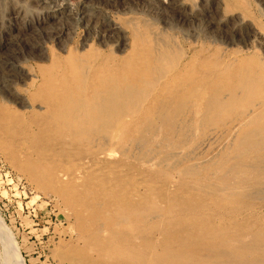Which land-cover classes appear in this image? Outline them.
<instances>
[{
    "label": "bare ground",
    "instance_id": "1",
    "mask_svg": "<svg viewBox=\"0 0 264 264\" xmlns=\"http://www.w3.org/2000/svg\"><path fill=\"white\" fill-rule=\"evenodd\" d=\"M139 1L142 4L140 7L138 4L137 5L132 4L129 5L128 7H130L131 9L140 8L139 11L141 10V13L143 12L145 15L150 16L151 19L149 18L147 19L145 15H143L145 16V19L142 17L143 19L142 20L139 19L140 21L137 20L130 21L128 19V21L130 22L125 24H127L128 28H130L129 29L130 36L128 35L130 38L128 39L125 36L127 35V33L124 35V32H122L124 35L123 40L117 41L118 49H120L121 51L124 50V52L123 54H121V56L111 57V55L109 54L104 55L103 53H101L100 51L101 47L98 46V44L97 45L94 44V45L100 47V49L90 44V41L92 40L95 41L94 40L95 38H96L95 41L96 43L98 42L99 44L102 45L105 44L107 42V39L111 38L110 37L111 35H115L114 33H117L119 29H121L123 25L122 23H124V22L121 23V20L119 19L117 14H115L116 11L113 12L111 10L109 11L105 10L106 8L104 9L103 6L101 5L102 2L99 3L100 1H97L98 2L97 3L94 2V0H0V74L3 75V77H1L3 79L2 80L0 79V91L3 94L5 93L4 90L7 91L12 90L13 92L16 91L15 93L18 95L20 93L17 89V86L23 87L21 89H23V91L26 93V96L25 94L24 95L20 94L22 96V98L21 97L19 98L20 102L16 100L13 101L18 102L22 108L24 107L30 108L29 112L27 111L26 113H24L23 111L22 113L20 111H11L12 110L11 108H10L11 110H8L5 107L0 106V135L2 136L4 134H8V132L10 133L20 132L24 135L25 138L24 141L32 140V143H34L33 146L37 147L38 153L41 156L53 157V159L61 157L60 160L63 161L64 165L70 166V163L75 164L76 168L72 172H68L61 168L60 171L56 170L57 172L55 171L56 173L53 174V176L51 175L53 181L57 183L58 189H60L61 191V195L63 194L65 196L68 194L67 200L69 204L72 205V200L75 199L78 195L83 198V199H78L79 202L74 204V207L75 208L77 207V210L74 211L77 213L78 219L82 218L83 208L86 207L92 211L94 209L96 210V208H100L102 214H106V216L103 219H100L105 222L106 227L108 226L110 227L111 225H114L119 228H124L125 227L124 224L133 223L134 221L140 224L142 223L146 224L149 217L146 216L145 213H144L145 215L140 216L139 214L137 217L135 211H138L140 209L139 205H143V203L145 202L138 203L137 201L133 200V198L130 199L132 195L136 196L135 188H139L140 187L139 184L137 186L133 184L134 187H132V185L130 186L127 183L126 186L123 185L124 187H120V188H118V185L115 186L111 185L107 190L92 189L91 186L92 184L99 186L100 180H103L104 176L102 175H104V173L102 170H106V168L107 169L109 168L107 166H104L105 161L111 158V155L113 153H116L115 150L105 149L104 146L106 142L109 140L111 144H115L119 140H121L125 135L130 134L131 132L137 134L136 132L138 131L139 127L145 125L146 123L155 127L156 130L154 129L152 131L149 140L151 142H156L159 137L161 129L179 127L178 126V124L180 123L179 120L182 122L185 116L189 114L193 115L194 113L200 112L202 108L204 109L207 107H213V105L211 106L209 102L208 96L210 95L211 98H213V100L217 99V95H220L217 94L219 87L222 88L226 86V84L228 85L229 82L227 81L228 78L219 76L220 74L214 72L212 69L211 71H209V73H205V74L202 73L203 69L209 68L208 64H211L212 61L208 58L201 57V50L197 48L198 47L197 41L200 37L211 39L212 37L211 32H213L212 31L213 27H209L208 29L204 30L201 28L203 26L200 27L199 24L193 25L194 28L192 32L187 33L188 34L187 38H190L194 42L192 43L195 44L194 49L190 52V54H186V53L180 54L178 48L175 47V45L173 44L174 42L171 40L172 37L171 32L173 34L174 30L176 28H179V21L172 20L170 15H165L163 12L161 13V11L164 10H160L161 8L163 9L167 7L176 9L178 10V12L179 11L186 12L190 10L194 15L193 18L195 19V17H199L201 15L203 16V14H205V16L208 15L209 10L203 7L204 6L203 4L205 3L206 0H201L200 2L192 1V0H139ZM207 1L210 2L211 0H207ZM137 2L135 1V3ZM216 2L219 3V6L220 5L223 6L225 10L229 8H232L231 10H233V8H238L241 6L240 5L241 0H216ZM131 3L132 2L130 1V4ZM127 5H123V6H127ZM226 12L227 15H229L228 13L232 14L233 11L232 12L225 11V13ZM128 13L129 12H127V14ZM130 14L131 12L128 15ZM119 16H123V15H119ZM136 17L138 18L139 16L137 15ZM249 17L250 16H248L247 19ZM222 18L223 17L221 16L220 19L217 21L218 24L224 20V18L223 20ZM243 18L246 17L243 16ZM253 21L254 19L251 20V22ZM158 22H161L162 25L164 24L162 29L158 28L159 24L158 26H156ZM258 24L259 23H257V25ZM78 25L86 28V31L84 32H87V36L86 37L83 36V38L85 39L81 45V49L83 51H80V48L78 50L70 46L68 47L69 42L73 41L71 40L69 31H72L73 28ZM185 28L186 27H184V29ZM260 31H254V34L258 36L260 40L264 41V34H262ZM71 34L73 33L71 32ZM22 35L29 36L32 40H34V43L32 42L33 44L32 47L36 49L37 55H33L32 53L30 54L24 53L20 46L18 48L16 46L17 49L13 48L15 44H19L21 39L24 38V37L21 38ZM49 39L57 40L58 49L62 52H65V55H61V54L47 55V53H45L46 51L45 44ZM201 39L202 38H200L199 40ZM212 40H215V38L212 37ZM114 45L112 47H114ZM5 50L10 51L12 53L11 56L8 54L10 58L7 59L3 58L4 54L2 53H6ZM1 54L3 57L1 56ZM29 59H37L39 60V62L40 61L43 62L44 60L48 62V64L38 66V69H36L37 74H34V72L31 73L29 72L30 70L27 69V65H28L27 62ZM232 60L235 62H239V64L237 65L238 67L236 68V70L232 69L233 72H231V74L233 75L232 79L233 80L235 79V82L234 85H231L230 87L231 89L229 88L230 95L235 93L238 87L243 88V91H247V97H248L247 99L251 103L250 104L251 108L249 112L258 116L257 120L251 122V125L254 127L255 135L264 134V62L261 63L258 60L254 59V57L247 55V61L243 63L244 60L240 56V54H234ZM213 68L215 69V67ZM20 73L21 75L22 73H24L23 74L24 76L22 75L23 78L20 76L21 79L18 78L17 76V74L20 75ZM210 78H214L215 80L211 82H207V80ZM218 83L220 84V86H218ZM208 102H209V106L207 104ZM205 104L207 105V107L205 106ZM207 109L209 110V108ZM242 111L244 112V110ZM243 122H238L237 124H235V127L240 126ZM183 125L186 126L187 124H183ZM185 126L184 128H186L187 131V127ZM195 136L193 137L194 139ZM141 140L142 139L136 138L134 136L132 137L131 142H135L136 144H138L141 142ZM73 150L74 153L72 154ZM75 150H80L82 152L75 153ZM108 153L110 154L109 158H107L109 155ZM169 156H171V154ZM27 157L29 156H26V158ZM223 157H225V155ZM9 158L10 157H8V159ZM215 159L217 158L215 157ZM36 161H38L37 158ZM258 163H259L258 167H260L261 161ZM31 165L35 166V164L33 163ZM123 165L124 164H122V166ZM123 169L124 168L122 167V170ZM109 171L110 170H108V172ZM30 173L32 174V170L30 171ZM126 176H125V181H126ZM38 177H40V175ZM261 177L263 176L261 175ZM65 178L66 180H64ZM121 180L124 181V178H122ZM200 180L195 181L194 185H192L189 188H187L186 185H184L183 187L180 188V190L179 188H177L178 190L174 194L172 195L166 194V196L172 197L170 198V201H175V203L170 205L171 214L174 215V217L171 219H175V221L164 222L165 224L167 222L168 223L165 225V237L167 236V240L165 241V245L163 246V248H167L168 251L167 253H169V258L172 262H178V260H182V256H193L192 258L200 259L206 253H209L208 256L210 255L211 252L215 253L216 247H214L213 244L211 245V243H209L211 242V236H212L211 228L217 225L223 226L233 220V218L229 216L228 211H226V208L228 206L225 201L226 200L225 195L223 197L222 196L219 197L218 195H216L217 194L216 192H213V188L209 189L208 192L196 193L197 191H193V189L196 188L202 190L201 188L203 187L199 183ZM116 181L119 182V180ZM109 182L111 181L109 180ZM157 183H159V181ZM262 185L263 184H261V186ZM111 187H115L117 189ZM85 189H88V192L90 193L89 197L84 194V192H87L85 191ZM148 189L149 192L153 190V188H150V185ZM148 189L145 190L148 191ZM248 189H251V187L249 186ZM248 191L249 190H247V192ZM262 191L260 190V192ZM109 193L113 194L114 200L113 202L110 201L111 206L110 203L108 205L106 204L107 208H106V212H104L101 207L102 205L104 207L105 203L102 202V200ZM263 193L264 191L262 192V195ZM136 194L139 193L136 192ZM91 196L92 199H90ZM154 196H155V192H154ZM251 196L253 195L251 194ZM142 197L143 198L141 199H145L144 197L146 196H142ZM253 198H251L250 200H252ZM164 199H165V195H164ZM165 203L166 202H164V204ZM166 205L167 204H165V206ZM168 206L169 205H167L166 207ZM79 207L82 209H80ZM253 209L252 212H254ZM155 215L153 217H156ZM253 215L254 214H251L250 208L247 209V234L243 233L236 237L228 235L227 237H225V240L223 241L224 245L231 246L237 243L243 245L244 244L243 241L245 240L244 238L247 237V242H246L247 252L245 251L247 254L241 251V250L244 251V248L240 250L242 255L245 254V256L250 254L249 251L252 250V248H254V250H257L256 248H260V246L264 243V229H262V227H264V215L257 214L255 215V218L252 221V219H250L251 217L249 218V216H253ZM158 216L162 217V215L159 214ZM163 230L164 229H162V231ZM140 232L141 234H143L144 231L140 230ZM120 234L121 235L118 237V239L123 241L122 238H124L125 241H127L126 240L127 235L125 233H120ZM145 240H149V239L145 238ZM152 241L154 244L153 246H155L154 240ZM125 244L127 243L125 242ZM162 244L163 243H161L160 245L162 246ZM220 244L221 243L219 242L218 246ZM145 245H147L146 242ZM81 251L82 250H80L79 252ZM257 251L261 252L259 250ZM79 252L78 251L76 252L77 256L76 255L73 256L71 254L68 255H71L72 257H74L73 259H76L75 256L78 257ZM231 252L230 254H233ZM227 253L229 255V252ZM237 253L238 252H236V254ZM240 255L241 254H239L238 256L236 255L237 257H239L238 258L239 260H241L240 257H242ZM229 256L231 257V255ZM229 256H227V258ZM138 257H140L139 259L141 260L146 259V258H142L141 256ZM84 259L85 258H83V261ZM246 259L248 261L249 257H247ZM71 261L73 262V260ZM223 261L221 262L222 264ZM89 262L90 260L87 261V263ZM17 264H21V262H18L17 260ZM128 264H136V263H133L131 261Z\"/></svg>",
    "mask_w": 264,
    "mask_h": 264
},
{
    "label": "rangeland",
    "instance_id": "2",
    "mask_svg": "<svg viewBox=\"0 0 264 264\" xmlns=\"http://www.w3.org/2000/svg\"><path fill=\"white\" fill-rule=\"evenodd\" d=\"M97 1H100L99 3L102 2L101 5L103 6L104 9L106 8L105 10L108 11L111 10L113 12L116 11L115 14H117L119 19L121 20V23L124 22L122 23L123 24L122 27L125 30L121 27V29H119L120 32L118 31L117 33H114L116 36L111 35L110 37L112 39L108 38L107 42L103 45L99 44L98 42L96 43L95 42L96 38L94 39L95 41L93 40H92L93 42L90 41V44H92L94 47L98 49H100L101 47L100 51L104 55L109 54L111 55V57L121 56L124 50L121 51L120 49H118L117 41H122L126 33L127 35L125 36L128 39L130 38L129 37L130 28H128V25L125 23H128L131 20L140 21L143 18L145 19V16L147 19L148 18L151 19V17L145 15L143 12L141 13V10L139 11L140 8L131 9L130 7H128L129 5L132 4L133 5L138 4L140 7L142 4L139 0H130L132 2L131 4L129 0H126V3L125 0H113V1L94 0V2ZM135 1L138 2L135 3ZM192 1L200 2L201 0H192ZM210 2L207 0L205 1V3L203 2L204 3L203 7L209 10L208 15L205 16V14H203V16L201 15L199 17H195V19L197 20L193 18L194 15L190 10L186 12H182V11L178 12V10L173 9L171 7H167L163 9L161 8L160 10H164L161 11V13L163 12L165 15H170L172 20L179 21V28H176L173 34L171 32V36H172L171 40L174 42L173 44L175 45V47L178 48L180 54L181 53L190 54V52L194 49L195 44H192L194 42L190 38H187L188 35L187 33L192 32L194 28L193 25L199 24L200 27L203 26L201 28L204 30L208 29L209 27H213L212 28L213 32H211V35L213 38H215V40H212V37L211 39L200 37L202 39L199 40L200 39L199 38L197 41L198 44L197 48L201 50V57L208 58L212 61L211 64H208L209 68L203 69L202 73L203 74L209 73V71H211L212 69L214 72L219 73L220 74L219 76L228 78L227 79V81H229L228 85L226 84V86L222 88L219 87L220 91L218 90L217 94L220 95H217V99L213 100V98H211L210 95L208 96L211 106L213 105V107H207V105L205 104V106L209 108V110L207 108L204 109L202 108L200 112L194 113L193 115L189 114L185 116L182 122L179 120L180 122L178 124L179 127L161 129L159 137L156 141L157 143L151 142L149 140L150 134L155 129V127L147 123L139 127L138 131L136 132L137 134L131 132L130 134L125 135L121 140H119L115 144H111V142L108 140L104 146L105 149L115 150L116 153H113L114 155L112 154L111 158H109L110 154L109 153H108L109 155L107 154L108 155L107 158L109 159L105 161L104 166H107L109 168L108 169L106 168V170H102L104 173V175L102 176H104V178L103 180H100V185L99 186H96L94 184L91 185L92 189L107 190L111 185L114 186L118 185V188H120L126 186L127 183L130 186L132 185V187H134L133 184H135L136 186L139 184L140 187L139 186L138 187L140 188V190L139 188H135V195L138 197L132 195L130 199L133 198V200L137 201L138 203L145 202L143 203V205H139L140 209L135 212L137 217L139 214L140 216H143L145 214L146 216H149L147 223L146 224L144 223L145 224L144 225L143 223L140 224L134 221L133 223L124 224L125 225L124 228H119L114 225H111L110 227L109 226L106 227L105 222L100 220L103 219L106 216V214H102L100 208H96V210L94 209L92 211L86 207L83 209L79 207L80 209L83 210L82 211L83 213H82V218L78 219L77 213L75 212L77 210V207L75 208L74 204L79 202L78 199H83V198L78 195L75 199L72 200V205L69 204L67 200L68 194L65 196L63 194L61 195V191L60 189H58L57 183L53 181L52 178L53 174H55L58 170L60 171L61 169H64L68 172L74 171L76 165L73 163H70V166L64 165L63 161L60 160L61 157L54 158L55 159L54 160L53 157L41 156L38 153L37 147L33 146L34 143H32V140L24 141L25 140L24 135L20 132H13V133L8 132V134H4L2 136L0 135L1 137L0 138V264H17V260L18 262H21V264H85V262L86 264L89 263L100 264L102 262H103L102 264H110V262L111 264H128L131 261L136 264H144V263L145 264H177V263L219 264V262L220 264H222L221 262L223 260H225L223 261V264H264V243L261 246L259 245L260 248H256L261 252L254 250V248H252V250L249 251L250 256L246 255L247 257H249V259L251 257L250 260L248 259L249 262L247 261L246 259L247 257L245 256V254H247L246 253L247 237L244 238L245 240L243 241L245 245L244 244L240 245L239 243H237L235 245L230 246V245H224L223 243L225 237H227L228 235L236 237L243 233L247 234V209L250 208L251 214H254L253 216H249V218L251 217L250 219H252V221L254 220L255 215L257 214L264 215V193L262 195V192L264 191V181H263L264 180V141H263L264 134L255 135L254 127L251 125V122L257 120L258 116L249 112L251 108L250 106L251 103L247 99L248 98L247 91H243V88L238 87L236 92L233 93L232 95H230L229 92V88L231 87V85H234L235 82V79L234 80L232 79L233 76L231 74V72H233L232 69L236 70V68L238 67L237 65L239 64V62H235L232 60L234 54H240V56L244 60V61L242 60L243 63L247 61V55L254 57V59L258 60L261 63L264 62V41L260 40L258 36L254 34V31H260V30H261L260 32L264 34V28H263L264 1L241 0V4H240L241 6L238 8H233V10H231L232 8L225 10L223 6L221 5L219 6V3L216 2V0H211ZM107 3L109 4V6ZM123 5H127V6H123ZM221 8L222 11L224 10L223 12L221 11ZM234 9L238 11H235ZM225 11H229V12L233 11L234 13L235 12L236 13L234 14L232 12V14L228 13L229 15H227V12L225 13ZM127 12L129 13L131 12V14L135 16H132L131 14L128 15L129 13L127 14ZM233 14L235 15V17ZM119 15H123V16H119ZM137 15L139 16L138 18L136 17ZM221 16L224 18V20L222 18L223 21L220 22L221 24L220 23L218 24L217 21L220 19ZM243 16L246 18H243ZM248 16L250 17L247 19ZM128 19L130 21H128ZM253 19H254L253 21L254 23L251 22V20ZM244 20L246 21L248 20V21L246 22ZM257 23L259 24L257 25ZM156 26L162 29L164 24L162 25L161 22H158ZM184 27L186 28L184 29ZM84 31H86V28L80 25L74 27L72 31H69L71 40L73 41L69 42L68 47L70 46L78 50L80 48V51H83L81 49L82 42L85 39L83 38V36L84 37L87 36V32ZM71 32L73 34H71ZM122 32H124V35ZM21 38H23L21 39L22 42L20 41L19 44H15L13 48L17 49L20 46L24 53H29V54L32 53L33 55H37L36 49L32 47L33 46L32 42L34 43V40H32L29 36H25V35H22ZM57 43H58L57 40L49 39L45 44V50H46L45 53H47V55H52V54L65 55V52H62L58 49ZM94 44L96 45L98 44V46L100 47ZM113 45L114 47H112ZM5 51L6 53L1 52L2 54H4L3 55L4 57L2 56V54L1 56L4 59L10 58L12 53L7 50ZM27 63H28L27 69L30 70L29 72L31 73L34 72V74H37L36 69H38V66L48 64V62L44 60L43 62L41 61L39 62V60L37 59H29ZM213 67H215V69ZM23 74L24 73H22V75ZM22 75L21 73L20 75L17 74L18 78H20V76L22 77ZM1 77H3V75L0 76V79L2 80L3 78ZM214 78H210L206 80L207 82H211L215 80ZM218 86H220L219 83ZM21 88L23 87L17 86L19 93L21 95L25 94L26 96V93ZM10 91L4 90L5 93L3 94L0 91V106L1 107L3 106L8 110L12 109L11 111H20L22 113L23 111L24 113H26L27 111L29 112L30 109L29 107L22 108L18 103L20 102L19 98L20 97L22 98V96L20 94L17 95L15 93L16 91L15 92H13L12 90ZM13 100H16L18 102H15ZM209 102L207 103L208 106H209ZM241 109L244 110V112ZM238 122H243V123L240 126H236L237 127L236 128L235 124H237ZM183 124H187V125L185 126ZM180 125L182 127V130ZM184 126L187 127V131L186 128H184ZM134 136L136 138L142 139L141 142L138 143L139 145L136 144L135 142H131V139ZM194 136L195 139L193 138ZM226 147L228 148V150ZM237 147L239 150L237 149ZM79 152L82 151L75 150V153H79ZM73 153L74 150L72 154ZM170 154L171 156H169ZM224 155L225 157H223ZM12 156L15 158H13ZM26 156H29L27 157L28 159L26 158ZM8 157L10 158L8 159ZM215 157L217 159H215ZM36 158L38 161H36ZM260 161H261L260 163L261 168L258 167L259 165L258 162ZM32 163L35 164V166L31 165ZM122 164L124 165L122 166ZM243 164L247 166H244ZM255 165L257 168L255 167ZM122 167L124 168L123 170ZM31 170H32V174L30 173ZM108 170L110 171L108 172ZM120 170H122L123 172ZM260 173L263 177H261ZM39 175L40 177H38ZM125 176H126V181H125ZM122 178H124L125 182L121 180ZM200 179H202L203 181ZM64 180H66V178ZM109 180L111 182H109ZM116 180H119V182H117ZM197 180H200L199 183L203 188H201L202 190H200L199 188L193 189V191H197L196 193L208 192L209 189L213 188V192H216L217 193L216 195H218L219 197L220 196L223 197L225 195V199H226L225 201L228 206L226 208V211H228L229 216L233 218V220L223 226L217 225L211 228L212 236H211V242L209 243H211V245L213 244V246L216 247L215 253L211 252L209 256H208L209 253H206L200 259L192 258L193 256H182V260H178V262H172L169 258V253H167L168 252L167 248H163V246L165 245V241L167 240V236L165 237V225L170 221L172 222L175 221V219H171L174 217V215L171 214V210H170V205L175 203V201H170V198L172 197L166 196V194L172 195L178 190L177 188H179L180 190V188L183 187L184 185H186V187L189 188L192 185H194L195 181ZM260 180H262L263 183ZM158 181L159 183H157ZM260 182L261 184H263L262 186ZM149 185L150 188H153V190L150 192L148 189ZM253 185L256 187H254ZM249 186L251 187V189H248ZM241 187H243L244 189ZM111 188H115V187H111ZM145 189L146 190L148 189V191H146ZM247 190H249L250 192L249 191L247 192ZM260 190L263 191L260 192ZM85 191L87 192H84V194L89 197L90 193L88 192V189H85ZM156 191L159 192L157 193ZM136 192H138L139 194H136ZM154 192H155V196H154ZM147 194L150 195L148 196ZM251 194L253 196H251ZM140 195L146 196L144 198L147 200L141 199L143 197ZM164 195H165V199H164ZM251 198L253 199L250 200ZM90 199H92V196L90 197ZM113 200H114L113 194L110 193L107 194L106 197L102 200V202L105 203V206L103 207L102 205L101 207L104 212H106V208H107L106 204L108 205L110 201L113 202ZM164 202H166L165 204L169 206L166 207L167 205L165 206ZM252 209L254 212H252ZM91 211L93 212V214ZM158 214L162 215V217L158 216ZM154 215L156 217H153ZM166 221L168 222L165 224L164 222ZM159 224L162 225L160 226ZM162 229L164 230L162 231ZM262 229H264V227H262ZM140 230L144 231L143 234H141ZM119 232L125 233L127 235L126 238L127 241H125L124 238H122L123 241L118 239V237L121 235ZM140 237L141 238L143 237L142 240ZM145 238H148L149 240H145ZM152 240H154L155 246H153L154 244ZM125 242L127 244H125ZM145 242L147 243V245H145ZM219 242L222 244L219 245L220 247L218 246ZM161 243H163L162 246L160 245ZM242 248H244V251L241 250ZM80 250L82 251L79 252ZM230 250L233 252H231ZM240 250L243 253H245L243 254L245 258L240 252ZM77 251L79 252V254L77 253L78 257H76ZM227 252H229V255H231V257L228 255ZM230 252L233 254H230ZM236 252L238 253L236 254ZM234 253L237 256L241 254L240 256H242L243 258L240 257L241 260H239L238 259L239 257H237ZM68 254H71L73 256L76 255L75 256L76 259H73L74 257ZM233 255H235L236 258ZM89 256L92 258H90ZM138 256H141L142 258H146V259L141 260L139 259L140 257ZM227 256L229 257L227 258ZM83 258H85L84 259L85 262L83 261ZM218 259L221 261H219ZM71 260H73L74 263ZM89 260L90 262L87 263V261Z\"/></svg>",
    "mask_w": 264,
    "mask_h": 264
}]
</instances>
